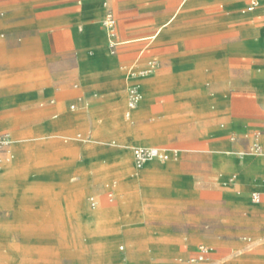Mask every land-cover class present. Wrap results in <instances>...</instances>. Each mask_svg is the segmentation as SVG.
Here are the masks:
<instances>
[{
  "label": "crops",
  "instance_id": "0c3cea01",
  "mask_svg": "<svg viewBox=\"0 0 264 264\" xmlns=\"http://www.w3.org/2000/svg\"><path fill=\"white\" fill-rule=\"evenodd\" d=\"M101 1L81 0L80 7L74 9L72 0H0V35H3L0 38V62L6 63V66L0 67V135L8 133L13 140L11 158L3 164L0 171V213L11 211L16 217L12 223L0 220V244L3 245L0 248V264H9L10 261H15V264H56L58 226L69 225L72 229L78 228L85 235L102 230L113 236L109 241L98 245L84 239L82 233L79 234L75 256L81 260L87 259L89 264H131L128 260L133 258V254H123L116 250L117 243L121 241L144 244L149 242L148 238L154 239L155 242L163 244L161 249H156V253L170 255L180 246L170 249L164 244L181 245L201 239L214 241L216 238L214 233L201 230V225L196 223L202 211L187 205L200 198L201 186L204 185L201 180L210 182L208 195L216 192L214 171L209 173L207 179L199 172L180 173L177 162L172 159L149 161L140 170H135L133 151L106 148L103 145L105 136H112L117 132L131 133V136L122 140L125 144L137 141L142 144L165 143L163 136L155 134L146 135L139 140V136L132 134L130 125L118 117L119 113L115 114V104L122 100L123 108H128V118L132 117L134 120L141 112L146 114L150 108L146 106L149 95L156 83L153 76L138 83L143 98L134 109L127 105L125 88H117L132 85L129 75L116 80L115 87L120 92L114 97L112 110L104 121L98 140L86 143L72 137L70 142H64L66 136L71 137L86 127L84 111H73L72 106L75 104L69 105L71 109L64 104V99L71 97L74 92L73 76L79 74L81 89L86 90L89 86L88 55L97 49L102 35L106 39V45L108 44L105 28L101 29L97 22H93L101 19L102 13L106 14L105 5L99 8L100 11H89ZM189 1L182 3L174 15L162 23L163 26L161 25L152 38L170 25ZM258 1L259 5L264 2ZM232 8L234 6H227L228 11ZM114 41L117 44L129 42ZM235 51L256 57L263 56L264 30L254 39L231 43L224 49L225 54ZM73 53L76 60L74 67L70 60ZM235 59L239 61L241 58L235 56ZM120 60L118 56L110 63L117 68ZM130 67L134 68L135 65ZM206 67L187 73L189 75L178 73L174 77L180 85L193 89L196 95L195 105L199 106L196 109L198 112L202 108L201 102L197 101L200 96L205 97L212 93L221 83L229 85L227 90L232 88L229 74L224 72L222 75L214 66H209V69ZM164 79L166 78L162 77V84ZM241 90L258 97L263 112V121L259 126L264 133V77H247L246 85ZM92 94V98L99 99L97 91H92ZM89 99L86 97L84 101L82 98L73 100L82 105L85 101L88 103ZM224 120L232 119L229 114H225ZM218 121L220 119H199L197 124L199 127L210 126ZM104 131L110 132L104 135ZM149 146L176 149L163 145ZM75 177L79 179L78 186L72 187L78 189L75 190L76 205L60 204L58 196L67 189H72L69 187L74 185L71 181ZM229 178L222 177L224 184H228ZM112 180L116 186L108 191L109 197L112 194L111 199L114 198L116 190H123L124 196L132 197L138 191L139 196L152 201L139 203L135 199L132 203L130 198L129 204L122 206L127 210L119 225L98 227L92 231L84 229L82 216L90 211L84 209V200L78 203L80 196H85L88 191H102ZM11 182L17 186L12 187ZM232 186H243L245 191L261 192L263 201L257 205H264V176L254 177L242 173ZM237 193L240 194L241 191ZM141 203L150 207L145 214L140 209ZM46 212L50 237L48 245L42 251L41 230L46 225ZM145 217L148 219L146 226L140 223ZM16 222L17 227L22 230L27 227L32 229L28 236L23 230L26 234L22 236L20 245H16L17 250L12 244L13 241L8 238L9 229ZM29 238L32 239L31 242ZM142 258L146 259V256L142 255ZM244 258L253 259L254 255L248 254ZM28 260L33 262L29 263Z\"/></svg>",
  "mask_w": 264,
  "mask_h": 264
},
{
  "label": "rangeland",
  "instance_id": "374dc122",
  "mask_svg": "<svg viewBox=\"0 0 264 264\" xmlns=\"http://www.w3.org/2000/svg\"><path fill=\"white\" fill-rule=\"evenodd\" d=\"M79 1L81 0H72L74 9L80 7ZM103 4L106 13L111 11L114 15L115 40L129 42L118 44L111 51L108 36L106 45V39L102 35L97 49L88 55L90 67L87 91L81 89L79 74L73 76L74 92L71 97L64 99V104L69 109L70 104H75L73 111H84L86 127L71 137L66 136L64 142H70L72 137L82 139L86 143L98 140L104 121L112 110L114 97L120 92L115 87L116 80L126 78L128 74L131 85L153 76L156 83L152 86L146 105L150 107L148 112H141L134 120L132 117L128 118V108H123L122 100L116 102L115 114L119 113L118 117L130 125L132 134L139 136V140L146 135L155 134L163 136L165 143L142 144L137 141L125 144L122 140L131 136V133L117 132L112 136H105L103 145L106 148L114 147L128 151L139 147L138 144L176 147L178 155L172 160L177 162L180 173L199 172L207 179L209 173L214 171L216 178L214 194L208 195L210 182L201 180L204 185L201 186L200 198L197 202L187 204L202 211L196 223L201 225V230L214 233V241L201 239L195 243L181 245L164 244L170 249L180 246L170 255L156 253V249H161L163 244L150 238L149 242L144 244L121 241L117 243L116 250L123 254H133V258L128 260L131 264H192L190 258L196 257L202 246L208 248V254L203 261L194 264H264V205L252 203L251 190L245 191L243 186H232L242 173L254 177L264 176V133L259 126L263 121L262 106L255 94L241 90L246 85L247 77H264V55L256 57L239 51L232 54L224 52L229 44L254 39L264 30V2L252 9L250 0H190L178 17L155 38L152 37L162 23L177 11L182 0H102L89 11H100L99 8ZM229 5L234 6L231 11L227 9ZM105 15L102 13L101 19L93 21L97 22L101 29L104 27ZM118 56L121 58L120 66L115 68L110 62ZM235 56L242 61L235 59ZM70 60L74 67L75 53ZM132 64L135 65L134 68L130 67ZM3 66H6L5 61L0 62V67ZM209 66H214L222 75L224 72L229 74L232 88L227 90L229 85L221 83L212 93L205 97L200 96L197 101L201 102L202 108L198 112L196 109L199 106L195 105L196 95L193 89L180 85L174 77L178 73L189 75L187 73L204 67L209 69ZM131 71L137 72V75L133 76ZM143 71L147 73L144 74ZM162 77L166 78L163 84ZM128 87L130 86L117 87L125 88L127 103ZM92 91L99 93V99L92 98ZM140 92L143 95L141 89ZM86 97L90 99L82 105L73 100L82 98L84 101ZM225 114H229L232 120H224ZM211 118L220 121L210 126L199 127L197 124L199 119ZM104 132L103 134L107 135L110 131ZM254 145H259L258 152L253 150ZM134 168L140 170L135 165ZM225 176L230 177L228 184H224L222 180ZM11 183L12 187L17 186L14 182ZM71 183L74 185L69 188H75L79 179L75 177ZM113 186H116V183L112 180L104 190L88 191L85 196H80L78 203L84 200V209L90 211L82 216L84 229L92 231L98 227L119 225L127 210L122 206L129 204L130 198L132 203L135 199V202L139 203L152 201L139 196L138 191L132 197L124 196L123 190H116L114 198L111 199L108 191ZM74 188L62 192L57 198L58 202L75 206V190L78 189ZM239 190L240 194L237 193ZM92 198L95 199L96 205H92ZM139 206L144 214L150 208L145 203ZM46 215L47 212L44 215L46 225L41 230L42 251L48 245L50 237L49 219ZM15 219L11 211L0 213L1 221L12 223ZM145 222L148 223L146 217L140 223L146 226ZM17 223L9 229L8 235L14 248L23 241L22 236L26 233V236L30 235L32 230L27 227L23 229L26 233H23ZM68 226L56 228V264H89L87 259L81 260L75 256L80 233L84 239L98 245L113 238L102 230L85 235L78 228L72 229ZM28 240L32 241L30 238ZM2 246L0 244V248ZM248 254H253L254 258H244ZM142 255H145L146 259L142 258ZM9 264H15V261H10Z\"/></svg>",
  "mask_w": 264,
  "mask_h": 264
},
{
  "label": "built area",
  "instance_id": "2783aa9c",
  "mask_svg": "<svg viewBox=\"0 0 264 264\" xmlns=\"http://www.w3.org/2000/svg\"><path fill=\"white\" fill-rule=\"evenodd\" d=\"M186 1L188 0H182V3H185ZM250 4L252 8H255L259 6V1L250 0ZM103 26L109 38V47L111 51H113L118 44L116 43V41H114L116 37L115 18L111 11H108L106 13L105 18L103 20ZM0 37H3V35H0ZM143 72L144 74L147 73L146 71ZM131 74L133 76H136L137 72H132ZM128 91H129L128 107L130 109H133L139 104L141 100L142 95L140 92L139 85L136 83L132 84L128 89ZM127 116H129V112H127ZM12 143L13 140L8 133L0 135V170L3 167V164L11 158L10 148ZM253 150H256L258 152L260 150L259 145H254ZM177 152L178 151L176 149H168L157 146H139L134 148L133 155H134L135 165L138 169H140L149 160H168L172 157H177L178 155ZM110 197L112 198V194H110ZM251 200L253 203L256 204L261 203L263 201L262 193L258 191L252 192ZM91 203L92 205H96V201L94 198L91 199ZM207 254H208V248L202 246L200 248L199 254L196 257L190 258V262L194 264L203 261Z\"/></svg>",
  "mask_w": 264,
  "mask_h": 264
},
{
  "label": "bare ground",
  "instance_id": "6f19581e",
  "mask_svg": "<svg viewBox=\"0 0 264 264\" xmlns=\"http://www.w3.org/2000/svg\"><path fill=\"white\" fill-rule=\"evenodd\" d=\"M173 15H174V14H173ZM162 26H163V25H162ZM153 37H154V36H153ZM131 72H132V71H131ZM129 78H130V76H129ZM142 98H143V95H142ZM140 101H141V100H140ZM139 103H140V102H139ZM137 106H138V105H137ZM137 106H136V107H137ZM136 107H135V108H136ZM133 109H134V108H133ZM172 158H173V157H172ZM172 158H170V159H172ZM170 159H168V160H170ZM149 161H153V160H149ZM149 161H147V162H149ZM163 161H167V160H163ZM147 162H146V163H147ZM146 163H145V164H146ZM143 167H144V166H143ZM143 167H142V168H143ZM140 169H141V168H140Z\"/></svg>",
  "mask_w": 264,
  "mask_h": 264
}]
</instances>
